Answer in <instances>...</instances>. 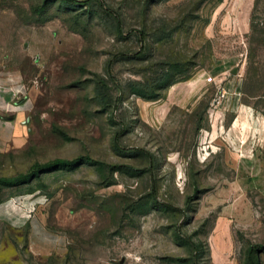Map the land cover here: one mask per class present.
Masks as SVG:
<instances>
[{
  "label": "rangeland",
  "instance_id": "obj_1",
  "mask_svg": "<svg viewBox=\"0 0 264 264\" xmlns=\"http://www.w3.org/2000/svg\"><path fill=\"white\" fill-rule=\"evenodd\" d=\"M0 72L30 102L0 178L84 159L0 186V264H264V0H0Z\"/></svg>",
  "mask_w": 264,
  "mask_h": 264
},
{
  "label": "crops",
  "instance_id": "obj_2",
  "mask_svg": "<svg viewBox=\"0 0 264 264\" xmlns=\"http://www.w3.org/2000/svg\"><path fill=\"white\" fill-rule=\"evenodd\" d=\"M24 91L19 75L0 72V153L20 149L27 142L30 102ZM6 203L0 202V218L8 224H15V213ZM23 225L29 227L28 244L33 253L43 254L57 248L58 240L50 239L37 220H27Z\"/></svg>",
  "mask_w": 264,
  "mask_h": 264
},
{
  "label": "trees",
  "instance_id": "obj_3",
  "mask_svg": "<svg viewBox=\"0 0 264 264\" xmlns=\"http://www.w3.org/2000/svg\"><path fill=\"white\" fill-rule=\"evenodd\" d=\"M65 2V1H64ZM88 160V159H85ZM84 159L77 158L73 160H63V159H54L50 162H47L43 165L34 164L30 170L26 174H20L14 178H0V186L12 187L16 186L18 183L25 181L33 177L38 171L48 168H56V167H71L83 162ZM263 252L261 247L258 246H249L246 250V259L248 264H259L256 260L255 256L259 253Z\"/></svg>",
  "mask_w": 264,
  "mask_h": 264
}]
</instances>
